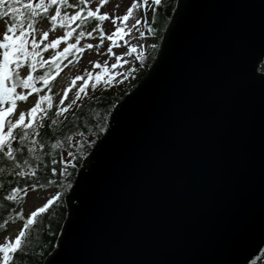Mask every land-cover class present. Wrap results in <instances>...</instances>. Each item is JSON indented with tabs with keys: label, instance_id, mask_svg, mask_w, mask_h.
I'll use <instances>...</instances> for the list:
<instances>
[{
	"label": "water",
	"instance_id": "95a60500",
	"mask_svg": "<svg viewBox=\"0 0 264 264\" xmlns=\"http://www.w3.org/2000/svg\"><path fill=\"white\" fill-rule=\"evenodd\" d=\"M180 4L191 7L166 54L159 58L162 41L147 75L115 105V132L95 166L84 159L83 208L69 222L79 200L65 197L59 238L68 223L69 245L55 264L263 257L264 0H178L172 19Z\"/></svg>",
	"mask_w": 264,
	"mask_h": 264
},
{
	"label": "snow or ice",
	"instance_id": "6c2138e0",
	"mask_svg": "<svg viewBox=\"0 0 264 264\" xmlns=\"http://www.w3.org/2000/svg\"><path fill=\"white\" fill-rule=\"evenodd\" d=\"M104 2L105 0H100L101 5ZM161 2L162 0H150L152 5L157 6ZM148 5L149 0H144L145 14L148 11ZM190 7L191 5L188 4H180L175 18H170L171 24L167 29V36L160 37V40L163 41L160 59L166 54L177 30L183 25L186 10ZM135 8H137V4L133 3L127 9L126 14L113 18L114 21H121L122 23L107 37L109 41L115 43L116 40H123L126 35L134 30L139 32L140 37L145 36V32L139 31L138 28L142 23L141 19L133 17V9ZM156 10V8L151 9L153 13ZM50 12L53 14L49 15ZM41 15L50 19L53 29L59 24V27L65 30L60 39H52L50 42L38 45V38L46 39L49 37L47 31L40 36L35 27ZM0 16L9 18L6 30L0 33V200L18 202L25 189L35 190L37 187H44V184L38 183L40 180L39 173L42 169H47L52 176L62 178L47 181L49 185L56 184L57 190L54 195L41 207H36L26 219L20 216L23 227L14 240L0 243V254H2L0 255V264H15L14 253H23L25 248L31 246L33 240L47 235L43 229L50 228L52 226L51 221H46L44 216H41L39 220L37 218L38 214H45L49 210L53 201L60 204L65 196L69 202L72 201L73 197L78 198L79 203H71V215L68 222L70 218L81 212L84 201L83 188L89 175L82 174L80 179H75L72 172L69 171V167L75 169L76 163L73 161L78 163L85 155L89 156V164L94 167V161L103 145L114 134L115 127L114 125L108 127L107 124L98 126V133H94V138L87 141L81 132H77L75 135H63V130L67 127L68 121V116L65 114L66 109H71L74 105L82 106L78 105L77 102L81 99L82 93L85 97L87 96L85 88L89 85V79L95 81L91 84V88L95 90L101 82L109 84L114 76H120V72L112 70H116L122 64L129 62L122 60L120 55L113 53L115 63L111 64V70L105 67L104 71L96 72L94 76L89 73L88 79L76 77V80H82V82L79 84L74 98L66 107L57 106L54 108L51 95H40L35 107L27 112V120L24 111H20L18 118L13 119L16 115L17 102L25 100V91L39 92L37 81L48 84L59 68V59L72 50H81L77 43H67L62 51L56 50L57 45L62 40L67 42L70 37H73L77 42L82 37H91L92 31L79 30L85 24L86 19L105 21L108 19V14H100L99 7L94 10L89 4V0H76L75 3H69L68 0H37L36 3H33V0H0ZM130 18L134 20L133 23H123L130 21ZM76 21L78 23L73 26V22ZM77 32L78 34L74 35ZM147 32L153 37L157 35V30L154 27H148ZM100 35L103 37V30H101ZM124 43L127 44L128 41L124 40ZM87 47L91 48L92 45L89 44ZM160 47L159 43L151 44L153 50ZM49 50H56L55 54L51 55L49 60L42 59V52ZM107 51L111 53L112 48H108ZM128 53H135V59L140 62L144 61L146 55L143 52H137L135 45H129ZM132 70L129 69V71ZM255 72L257 73V66ZM126 78L124 77V79ZM253 78H256L254 74ZM259 78L264 79V71H261ZM63 96L64 99H61L60 105H64L65 99L68 97V88L63 90ZM45 132L49 134L47 137L42 134ZM76 137H79V140ZM85 143H87L88 148L95 150L89 154L85 149ZM66 147L74 149V151L66 152L67 160L63 159ZM84 167H88V164H85ZM69 190L71 195H68ZM69 234L70 226L67 223L63 229V236L52 245L54 251L49 255L47 264H55L57 258L65 253L69 245Z\"/></svg>",
	"mask_w": 264,
	"mask_h": 264
},
{
	"label": "trees",
	"instance_id": "16d2710c",
	"mask_svg": "<svg viewBox=\"0 0 264 264\" xmlns=\"http://www.w3.org/2000/svg\"><path fill=\"white\" fill-rule=\"evenodd\" d=\"M178 0H162L160 5H152L149 1L148 11L146 13V20L145 23V30L147 32L148 27H154L157 30V35L153 37L151 34H148L150 37L149 46L143 51L145 53V59L143 62H140L135 59V53L131 54L133 56V60L130 64V68L133 69L129 71L128 78L124 80H117L114 76L113 80L109 84H105L101 82L97 85L96 89L93 90L91 88V84L95 81L89 79V85L85 88V92L87 96L85 97L84 94H81V99L78 100V105H82L80 107L73 106L71 109H66V115L68 116L67 127L63 130V135L72 134L75 135L77 132H81L84 134L85 141L94 138L93 134L98 133L99 129L98 126H103L107 124L109 117L115 107V105L121 101L124 96L129 93L132 89H134L138 83L147 75L148 69L153 64L155 58L158 55L160 50H153L151 48V44L159 43L161 45L162 40H160L161 36H164L173 14L176 10ZM36 0H33V3H36ZM69 3H72V0H68ZM144 6V4H143ZM152 8H156L157 10L155 13L151 11ZM69 11H72L69 9ZM53 14L52 12L49 15ZM0 21H5L6 24L9 22L8 17L0 16ZM41 22H48L52 25L50 19L44 15H41L38 18V21L35 25L36 29H38ZM78 23V21L73 22V26ZM101 25V21L93 20V19H86L85 24L79 29L82 31H90L93 28H96ZM53 27V26H52ZM58 31L65 32L64 29L59 27V24L54 28ZM78 34L77 33H74ZM88 37V36H85ZM82 37L79 42L75 41L73 37H70L67 42L63 41L65 47L67 43H77L79 49H81L79 43L85 38ZM62 51V50H61ZM82 49L80 51L72 50L64 56L63 58L59 59V68L54 74V76L49 80L48 86L45 90V93L42 95H51L53 97V104L54 108L57 106H65L70 102L72 98H74L75 92L79 88V84L82 80H76L74 78L73 84L69 85L68 88V97L65 99L64 105H60L61 99H59V92L57 91L56 84L59 81V77L66 71L69 66H74L77 61L78 57L81 54ZM54 55V54H52ZM50 54L47 52H42L41 58L45 60H49ZM50 62V61H49ZM101 71H104L102 69ZM98 71V72H101ZM93 76L95 74H92ZM82 79H88L89 74L85 76H80ZM31 96H37V101L39 100L40 93H33L31 91ZM37 103V102H36ZM36 105V104H35ZM35 107V106H33ZM32 107V108H33ZM46 107V106H45ZM31 110V109H30ZM29 110V111H30ZM28 111V112H29ZM74 114V115H73ZM51 115V113H48ZM39 116V114H38ZM26 120H27V113H26ZM45 137H47L48 133H42ZM102 137V135H101ZM79 140V137H76ZM85 149L87 152L90 151L91 148H88L87 143H85ZM67 151H74V149L65 148L63 159L67 160L68 157L66 155ZM87 155H85L80 161L76 163V168L72 169L69 167V171L72 172L73 177L76 179L78 175V171ZM40 180L38 183L44 184V187H37L35 190L38 189H52L57 190L56 184L49 185L47 181L49 179L57 180L62 179L55 176H52L47 169H42L39 173ZM27 190H32L31 188L25 189V192L21 194V199L18 202H6L0 200V233L6 232L11 224L21 223L23 227V221L20 219V216H23L25 219L27 215L23 211V206L26 203V193ZM70 191V190H69ZM68 191V192H69ZM7 194V193H6ZM66 197V196H65ZM65 197L62 198L61 203L57 204L56 201H53V204L49 206V210L45 214H38V220L41 216L46 217V221H51L50 228H44L43 231L47 233V235H43L41 238L33 240L31 246L24 249L23 253H14V262L15 264H44L46 258L54 251L52 245H54L61 233L63 228V224L67 218L68 214V207L65 200ZM54 233V234H53ZM2 255V254H1ZM258 264H264V255L262 259L258 262Z\"/></svg>",
	"mask_w": 264,
	"mask_h": 264
},
{
	"label": "rangeland",
	"instance_id": "374dc122",
	"mask_svg": "<svg viewBox=\"0 0 264 264\" xmlns=\"http://www.w3.org/2000/svg\"><path fill=\"white\" fill-rule=\"evenodd\" d=\"M150 1V0H149ZM76 0H72V3H75ZM133 3L137 4V8L133 9V17L135 19H141L142 23L138 26L139 31L145 32L144 37L139 36V32L133 31L132 33L126 35L123 40H116L115 43L109 41L107 37L111 35L116 27L120 25L121 21H114L115 16H123L127 13V9L131 7ZM90 6L95 8L99 7L100 14L107 13L108 19L101 21V25L91 29L93 35L91 37H85L80 43L82 49L81 54L78 57V61L74 66H69L66 71L59 77V81L56 84L57 91L59 92V99L62 98L63 90L69 85L73 84L74 78L77 76H85L89 73L95 74L102 69L107 67L111 70V64L115 63V55H120L122 60H127L128 64H122L118 69L112 71H118L121 73L120 76H115L117 80H124V77L128 78L130 64L133 60V56L128 53L129 45H135L137 52H143L150 42V37L148 36L145 30L146 14L144 12V0H105L104 4L101 5L100 0H89ZM134 20L130 18V21L123 22L131 24ZM6 30V22L0 21V33H3ZM103 30L104 35L101 37L100 32ZM40 36L43 35V32H49V37L46 39L38 38V45L43 43L50 42L52 39H60L63 35V31H58L53 29L52 25L48 22H41L38 29ZM124 40H127L128 43L125 44ZM92 45L91 48L87 45ZM65 44L63 40L59 45H57L56 50H63ZM112 48V52H108L107 49ZM56 50L46 51L48 54H55ZM107 62V63H105ZM99 65V67H97ZM264 69V67H263ZM42 85L41 81H37V85ZM48 84H44L40 89V95L45 93ZM38 88V87H37ZM31 90L25 91V100L17 102L16 115L13 119H17L20 111L27 113L37 102V96H31ZM92 149V148H91ZM90 149V151H91ZM55 190L52 189H38V190H27L26 193V203L23 206L24 213L28 216L36 207H41L43 203L47 202L48 199L54 195ZM22 228L21 223L11 224L9 229L6 232L0 233V243H4L7 240H14L15 236L19 233ZM1 255V254H0Z\"/></svg>",
	"mask_w": 264,
	"mask_h": 264
},
{
	"label": "built area",
	"instance_id": "2783aa9c",
	"mask_svg": "<svg viewBox=\"0 0 264 264\" xmlns=\"http://www.w3.org/2000/svg\"><path fill=\"white\" fill-rule=\"evenodd\" d=\"M261 71H264V69H262Z\"/></svg>",
	"mask_w": 264,
	"mask_h": 264
}]
</instances>
